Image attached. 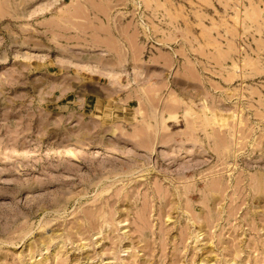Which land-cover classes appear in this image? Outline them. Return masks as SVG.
I'll list each match as a JSON object with an SVG mask.
<instances>
[{
    "label": "rangeland",
    "instance_id": "rangeland-1",
    "mask_svg": "<svg viewBox=\"0 0 264 264\" xmlns=\"http://www.w3.org/2000/svg\"><path fill=\"white\" fill-rule=\"evenodd\" d=\"M0 264H264V0H0Z\"/></svg>",
    "mask_w": 264,
    "mask_h": 264
}]
</instances>
